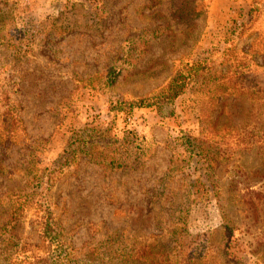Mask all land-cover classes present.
<instances>
[{"label": "rangeland", "instance_id": "374dc122", "mask_svg": "<svg viewBox=\"0 0 264 264\" xmlns=\"http://www.w3.org/2000/svg\"><path fill=\"white\" fill-rule=\"evenodd\" d=\"M9 3L0 5V264H213L242 248L262 261L264 0ZM200 60L211 79L167 113L108 110ZM94 120L117 139L141 134L140 157L117 168L82 155L59 168L73 131ZM111 146L108 136L96 150ZM249 187L263 196L259 217ZM47 205L55 243L40 235Z\"/></svg>", "mask_w": 264, "mask_h": 264}, {"label": "trees", "instance_id": "16d2710c", "mask_svg": "<svg viewBox=\"0 0 264 264\" xmlns=\"http://www.w3.org/2000/svg\"><path fill=\"white\" fill-rule=\"evenodd\" d=\"M0 5L9 7V0H0ZM10 6L11 7L9 8H12V5ZM0 13H2L1 8ZM212 75L213 70L210 62L206 60L195 61L193 64L185 66L183 69L179 70L160 90L155 93L129 99L111 100L108 105V110L112 113H118L129 112L135 108H156L159 113H167L168 109L171 108L174 103L195 84L206 83L211 79ZM111 128L112 125H110V122H99L94 120L88 123L85 127L74 130L60 160L58 161L59 168L71 166L79 157H82V155H88L90 158H94L102 164L104 163L108 166L117 168L129 166L132 161L137 160L141 153V134L134 130H127L123 138L117 139L116 136L110 134L112 130ZM108 136L111 137L114 146H111L109 150L106 149L102 152L97 151L98 144L107 141ZM247 190H249L248 194H250L249 209L255 217H259L260 211L256 212V210L259 204V199L263 196L259 191L251 190V187L247 188ZM224 219L227 221L225 215ZM39 223L41 237L45 241L55 243L54 218L52 210L48 205L46 208L42 209ZM6 226L8 227V225ZM262 241L263 242L258 243V246L264 244V240ZM240 242L243 245V242ZM247 257H249L248 260L250 263L254 261V264H264L263 257V260L261 261V257L256 254V252L247 253L243 248L239 252L231 251L225 253V258H223V260L214 256L213 264H231L232 262L240 264L247 259ZM155 260L157 261L154 262V264H173L169 258L164 259L159 256L158 258H155Z\"/></svg>", "mask_w": 264, "mask_h": 264}]
</instances>
